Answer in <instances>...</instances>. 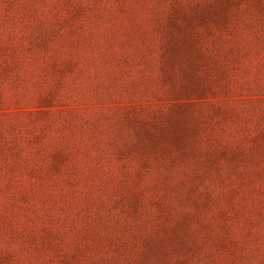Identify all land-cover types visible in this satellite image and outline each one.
Wrapping results in <instances>:
<instances>
[{"label": "rangeland", "instance_id": "rangeland-1", "mask_svg": "<svg viewBox=\"0 0 264 264\" xmlns=\"http://www.w3.org/2000/svg\"><path fill=\"white\" fill-rule=\"evenodd\" d=\"M0 264H264V0H0Z\"/></svg>", "mask_w": 264, "mask_h": 264}]
</instances>
